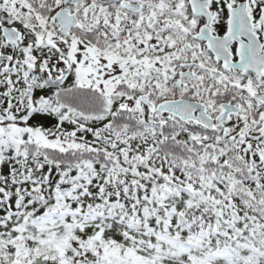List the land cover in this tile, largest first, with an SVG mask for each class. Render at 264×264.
Listing matches in <instances>:
<instances>
[{
	"label": "snow or ice",
	"instance_id": "obj_1",
	"mask_svg": "<svg viewBox=\"0 0 264 264\" xmlns=\"http://www.w3.org/2000/svg\"><path fill=\"white\" fill-rule=\"evenodd\" d=\"M0 264H264V0H0Z\"/></svg>",
	"mask_w": 264,
	"mask_h": 264
}]
</instances>
